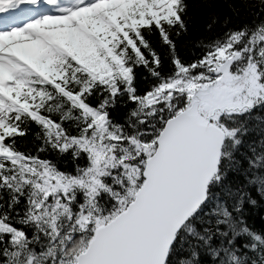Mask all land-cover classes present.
Here are the masks:
<instances>
[{"label":"snow or ice","instance_id":"snow-or-ice-1","mask_svg":"<svg viewBox=\"0 0 264 264\" xmlns=\"http://www.w3.org/2000/svg\"><path fill=\"white\" fill-rule=\"evenodd\" d=\"M262 212L264 0H0V264H264Z\"/></svg>","mask_w":264,"mask_h":264},{"label":"trees","instance_id":"trees-1","mask_svg":"<svg viewBox=\"0 0 264 264\" xmlns=\"http://www.w3.org/2000/svg\"><path fill=\"white\" fill-rule=\"evenodd\" d=\"M261 215H264V212H262ZM261 215H257L253 218L255 221L256 227L264 226V220L261 219Z\"/></svg>","mask_w":264,"mask_h":264}]
</instances>
